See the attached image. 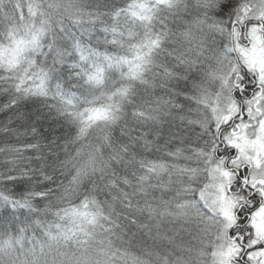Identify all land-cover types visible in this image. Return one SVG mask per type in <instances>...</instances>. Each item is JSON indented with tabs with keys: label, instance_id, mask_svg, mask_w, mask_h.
<instances>
[{
	"label": "snow or ice",
	"instance_id": "6c2138e0",
	"mask_svg": "<svg viewBox=\"0 0 264 264\" xmlns=\"http://www.w3.org/2000/svg\"><path fill=\"white\" fill-rule=\"evenodd\" d=\"M0 264H264V0H0Z\"/></svg>",
	"mask_w": 264,
	"mask_h": 264
}]
</instances>
